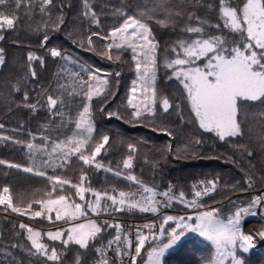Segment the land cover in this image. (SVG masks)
I'll use <instances>...</instances> for the list:
<instances>
[{"label": "snow or ice", "instance_id": "snow-or-ice-1", "mask_svg": "<svg viewBox=\"0 0 264 264\" xmlns=\"http://www.w3.org/2000/svg\"><path fill=\"white\" fill-rule=\"evenodd\" d=\"M146 4L149 0H145ZM199 0H197V3ZM152 6L139 14H129L122 9H115L114 14L121 18V22L114 25L107 32L93 31L87 37L89 47L93 45V37L107 41L104 47L107 51L101 53L109 60L113 57L109 53L112 49L130 51L134 62L136 79L132 81L127 97L126 106L130 109V121L143 122L154 120L157 112L169 113L174 105L170 98L163 95L157 87V72L159 68L157 52L159 42L147 20L156 19L162 15L163 19H156V23L167 26L172 17L180 16L181 12L173 13V0H151ZM54 0H0V31L15 28L21 10L31 18L36 13L42 17L47 15L51 26L59 30L64 23L63 13L51 19V8ZM208 9L217 12L219 22L209 24L195 12L189 13V23L182 29V37L171 46V57H166L164 67L170 70L169 80L178 83L181 95L189 108V116L199 128L205 132L215 133L220 141L227 138H239L244 135L238 114L242 106L250 102L264 105V0H218V3H207ZM82 16L97 26L100 19L89 0H83ZM11 9V11H6ZM209 29H215L219 35L210 34ZM226 30V34H225ZM44 35V41L48 40ZM4 36L0 35V40ZM43 46V45H42ZM4 50L0 48V65L4 64ZM51 57L67 60L57 48L48 49ZM119 60L120 57L116 56ZM43 64L41 57L29 53V70L32 78L36 72L32 68V61ZM68 83H59L60 95L54 98L47 95L46 106L53 116H60V128L67 129L74 125L70 134L63 139L41 135L39 143L34 134L29 133L30 140L21 141L12 135L0 134V141L21 144L26 149L30 163L27 165L0 159V165L8 169H15L25 174L42 178L50 189L37 190L41 198L34 199L21 207L13 202L12 188L9 184L0 186V207L5 212L28 216L29 218H46L50 223L62 222L66 227L41 232L27 223H19L18 228L26 233V241L30 247L22 244H12L11 248H22L29 256L46 258L52 264H63L61 255L56 247H50L43 241L59 242L66 250L70 245L78 250H94V264H163L162 258L168 250L173 249L186 233H195L205 238L214 248V255L208 264H244L243 253H247L254 246L253 236L242 231V220L248 215H256V209L264 208V194L251 198L246 207L230 201L235 209L227 217H222L221 209L205 205L203 198L214 193L218 187V180L201 181L192 185L191 199L185 191L178 193L170 184L167 190L159 191L155 186H148L133 172L138 148L135 144L127 145V154L117 162L116 167L105 166L101 156L102 151L109 147V136L102 135L97 140L95 124L90 108L94 96L113 95L108 92L109 80L99 75L100 70L81 65L79 70H65ZM63 75V74H61ZM119 76L120 73L115 74ZM86 77V79H85ZM77 86L79 91H77ZM19 91L17 87L15 89ZM65 94L68 100H65ZM82 97V110L76 118L64 119V108L74 97ZM28 94H24V103L32 111L37 104H28ZM39 103V102H38ZM43 106V105H41ZM179 107V105H176ZM103 111V108H101ZM109 117L118 113H107ZM183 120V112L180 113ZM5 125L0 123V129ZM169 136L173 132L167 128L161 129ZM94 143V146H92ZM200 144V140L195 141ZM241 151H247L246 146H237ZM252 156L251 151H247ZM73 158L80 162L81 174L78 182L73 183L70 178H63L57 174L58 169L68 168ZM85 168L103 169L116 177H122L129 185H137V191L120 190L118 194L94 189L88 179ZM51 169L52 174H49ZM245 183L252 187V177L248 176ZM235 188V185L233 186ZM70 190H74V196ZM246 190V189H242ZM116 190L113 189V192ZM90 196L93 199H86ZM74 197H78L80 202ZM102 201L104 203L102 204ZM110 201L109 205L107 202ZM176 201L188 209L191 214L163 215L159 225L155 222L146 223L143 228H137L135 238L118 222L104 220L99 223L89 218V212L95 216L124 210H138L142 213L158 214L161 208L171 206ZM33 205L38 210H33ZM54 214V220H53ZM114 230L115 234L103 241V233ZM143 229H146L145 232ZM264 238V232L258 233ZM100 239L99 246L96 241ZM166 240V242H164ZM115 253L114 260L108 253ZM142 253H146V259ZM11 256L10 251L5 253ZM16 264L15 257H12ZM22 264V262H21ZM76 264H81V254L77 253Z\"/></svg>", "mask_w": 264, "mask_h": 264}, {"label": "trees", "instance_id": "trees-1", "mask_svg": "<svg viewBox=\"0 0 264 264\" xmlns=\"http://www.w3.org/2000/svg\"><path fill=\"white\" fill-rule=\"evenodd\" d=\"M237 2L238 0H233V4ZM89 3L100 19L99 26L82 16L83 0H54L51 19L56 20L61 12L64 18V23L60 25L59 30H54L51 26L46 27V22L50 25L47 15L42 17L36 13L29 18L24 10H21L15 28L0 31V35L4 36V39L0 40V48L4 50L5 61L3 65H0V123L5 125L4 129H0V134L12 135L21 141H27L29 133L38 138L41 135L62 138L69 134L73 125H69L67 129L60 128L62 118L49 119L50 112L43 108L46 105L41 100L45 93L54 98L60 95L59 83L69 85L72 83L62 72L54 80L57 58L51 57L48 49L57 48L62 53L69 52L99 69L114 71L107 89L113 95L105 93L100 97L95 96L90 104L96 129L94 136L97 140L102 135H108L110 138L111 147L106 145L107 151H102L101 156L97 158L102 160L105 166L111 165L115 168L117 162L127 154V145L135 144L138 152L133 169L134 174L145 184L155 186L159 191L167 190L171 184L175 192L183 190L191 199L193 184L218 180L217 190L206 196L202 202L207 206L221 209L222 217H227L235 210L230 201L246 207L251 198L257 196L253 190L264 194V105L250 102L242 106L238 121L241 123L244 135L220 141L215 133L205 132L193 122L178 83L168 79L171 72L164 67L165 58H170L172 55L171 46L182 37L181 29L189 23L190 12H195L209 24L219 22L217 12L202 6L207 3L216 4L218 0H199L198 3L197 0H173L172 11L173 13L181 12L180 16L174 15L167 26L156 23V19L164 18L162 15H158L156 19L147 20L159 42L157 87L163 95L170 98L174 107L169 113L158 110L154 120L143 122L130 121L128 116L130 110L126 106L130 82L136 76L129 51L112 49L109 54L113 59L109 60L101 55L107 51L104 44L97 37H93L94 43L90 48L87 37L93 31L107 32L121 22V18L114 14L115 9L138 15L139 12L152 6L151 0L147 4L145 0H89ZM209 32L214 35L221 34L215 29H209ZM45 34L49 37L46 42ZM29 53L43 60V64L36 60L31 62L36 72L35 78L31 77L29 70ZM116 56L120 59L117 60ZM117 72L120 73L119 76L115 75ZM17 87L19 91L15 90ZM77 91H79L78 86ZM25 93L29 97L28 104H35L40 100L39 110L33 112L25 109ZM81 99V96H76L68 103L64 119L76 118L78 111L82 109ZM65 100H68L66 94ZM109 112L118 113L120 118L116 115L109 117L107 115ZM164 128L172 131L173 135L169 136L167 132L161 130ZM197 139L201 141L200 144L195 143ZM238 145L246 146L247 151L252 152V156H248L247 151L239 150ZM0 159L23 165L30 163L23 145L3 141H0ZM84 170L87 171L91 186L96 190L118 194L120 190L132 192L138 189L137 185H129L122 177H116L103 169L85 168ZM48 171L52 174L51 169ZM81 171L80 162L73 158L71 165L62 170L58 169L57 174L63 178H70L73 183H76ZM248 176L252 177V187L245 183ZM6 183L12 188L14 204L21 207H27L30 201L41 198V193L37 190L50 189V185H47L40 177L0 165V186ZM234 185L235 188H233ZM113 189L116 191L113 192ZM70 191L74 196V190ZM74 198L80 202L78 197ZM86 199L93 198L86 196ZM107 203L111 204L110 201ZM172 205V209L177 212L167 213L176 215L186 209L184 205L176 201H173ZM33 210H38V206L33 205ZM88 215L102 223L104 220L115 222L111 218L117 216L145 219L154 214L142 213L138 210L113 213L109 208L108 213H102L100 216H95L91 212ZM162 216L163 212L152 218L156 225H159L156 221ZM17 217L10 210L5 212L0 207V264H13V256L16 264L21 262L22 264H45L44 257L29 256L19 247L11 248L12 244L30 247L25 238L26 233L18 228L22 221ZM24 220L41 232L65 227L62 222L50 223L46 218L24 217ZM114 233L112 229L104 232L103 241L106 243ZM43 241L50 247L57 248L63 264H76L78 251L81 254V264H90L95 257L94 250H78L77 246L72 245L64 250L59 242L48 241L46 236ZM100 242L98 239L96 245L99 246ZM8 251L12 253L11 256L5 255ZM213 255L214 248L211 244H202L195 240V236H187L173 250L167 252L162 260L163 264H208ZM142 256L146 259V253H142ZM242 259L244 264H264V251H254L250 248L247 253H243ZM138 264H140L139 261Z\"/></svg>", "mask_w": 264, "mask_h": 264}, {"label": "built area", "instance_id": "built-area-1", "mask_svg": "<svg viewBox=\"0 0 264 264\" xmlns=\"http://www.w3.org/2000/svg\"><path fill=\"white\" fill-rule=\"evenodd\" d=\"M100 40V39H99ZM104 45L107 43V41H103V40H100ZM129 53H130V56H131V52L129 51ZM63 54V56L64 57H66V58H68L67 60L70 62V64H67V66L69 67V71H71V70H76V71H78L79 70V68H80V66H81V62L82 61H80L75 55H73V54H70V53H62ZM57 58V65H56V69H55V72H54V80H55V78H57L58 77V75H59V73H63L65 76H66V73H65V71H63V66H62V64H63V62L65 61V59H61L60 57H56ZM78 61V62H77ZM62 66V67H61ZM94 71V70H93ZM104 71V72H103ZM103 71H100V73H99V75H103L104 77H106L108 80L110 79V77L113 75V73H114V71H113V69L112 70H108V71H105V70H103ZM67 77V76H66ZM85 79H86V77H85ZM134 79H136V77L134 78ZM133 79V80H134ZM53 80V81H54ZM132 80V81H133ZM132 81H131V83H130V86H129V89H130V87H131V84H132ZM53 83V82H52ZM45 95L41 98V100H44L45 101ZM38 102H40V100L38 101ZM35 103V104H37V109L35 110V111H37V110H39V103ZM44 109H46V110H48V108H47V106H44L43 107ZM25 109L26 110H28V111H32L29 107H27L26 105H25ZM64 110H65V108H64ZM35 111H33V112H35ZM58 117H60V116H57V117H55V119L56 118H58ZM49 119H51V120H53V116L50 114L49 115ZM37 137V136H36ZM31 139V136L29 137V139L28 140H30ZM61 139H63V138H61ZM37 143H39V138L37 137V141H36ZM134 168H135V162H134ZM195 184H199L198 182H196ZM253 192L256 194V195H261V192H259V191H256V190H253ZM205 198V197H204ZM203 198V199H204ZM171 205H172V203H171ZM162 209L163 210H167V211H171V206L170 207H167V208H163L162 207ZM193 210L192 209H188L187 208V210L185 211V214H191V212H192ZM16 216H18L17 217V219H19V220H21L22 222H25L26 223V221L24 220V217H28V216H19V215H17V214H15ZM111 219H113L115 222H118V223H120L121 225H123L124 226V228L126 229V230H128L129 232H130V234L132 235V237H133V239L135 238V231H136V229L137 228H140V229H142L143 228V225L144 224H146V223H150V222H153L151 219H143V220H138V219H133V218H126V217H112ZM144 231H147L146 229H143ZM115 234V233H114ZM252 249L254 250V251H264V243L263 244H261V245H258V244H256V243H254V246L252 247ZM108 255H109V257L110 258H112L113 260H114V258H115V253H113V252H109L108 253ZM90 264H94V259L90 262ZM114 264H119V262L118 261H115L114 260Z\"/></svg>", "mask_w": 264, "mask_h": 264}, {"label": "rangeland", "instance_id": "rangeland-1", "mask_svg": "<svg viewBox=\"0 0 264 264\" xmlns=\"http://www.w3.org/2000/svg\"><path fill=\"white\" fill-rule=\"evenodd\" d=\"M96 25V24H95ZM69 53V52H68ZM80 61H82L80 64L81 65H83V66H87V67H89V68H91V69H93V70H95V69H99V67H97V66H95V65H93V64H91V63H89V62H87V61H85V60H82V59H80L79 57H77ZM78 62V61H77ZM67 64H70V62L68 61V60H65L64 62H63V64H62V66H63V71H65V70H69V67L67 66ZM61 66V67H62ZM100 71H103L104 69H99ZM105 71H107V70H105ZM104 72V71H103ZM136 74V73H135ZM102 78L104 77L103 75H100ZM136 77V76H135ZM129 92V91H128ZM81 101H82V99H81ZM83 102V101H82ZM82 110V109H81ZM64 113H66V107H65V110H64ZM68 115V114H67ZM69 116V115H68ZM73 127H74V125H73ZM72 127V128H73ZM71 128V129H72ZM70 132H71V130H70ZM173 212H177V211H175V210H173ZM256 212H257V214L256 215H248V216H246V217H244V219L242 220V231L245 233V234H249V235H252L253 236V243H256V244H258V245H261V244H263L264 243V238H261V236L260 235H258V233H260V232H264V208H262L261 210H260V208L258 207L257 209H256ZM180 212H178V213H176V215H180L179 214ZM163 215H174V214H172V213H167V212H163ZM53 217H54V214H53ZM89 218H92V217H89ZM161 219H162V217L159 219V220H157L156 222L159 224L160 222H161ZM67 225H65V227H66ZM248 228V229H247ZM246 229H247V231H246ZM187 236H195V240L196 241H198V242H200V243H202V241H205V242H207V243H209V244H211L210 242H208V241H206L205 240V238H203V237H201V236H199L198 234H195V233H186V235H185V237H187ZM185 237H182L181 238V240H183ZM179 244V242L177 243V245ZM176 245V246H177ZM176 246H174V248L176 247ZM173 248V249H174ZM173 249H170V250H168V252L169 251H171V250H173ZM167 253V252H166Z\"/></svg>", "mask_w": 264, "mask_h": 264}, {"label": "crops", "instance_id": "crops-1", "mask_svg": "<svg viewBox=\"0 0 264 264\" xmlns=\"http://www.w3.org/2000/svg\"><path fill=\"white\" fill-rule=\"evenodd\" d=\"M248 229V228H247ZM247 229H246V231H247ZM205 243H207V242H205V241H202V244H205Z\"/></svg>", "mask_w": 264, "mask_h": 264}]
</instances>
